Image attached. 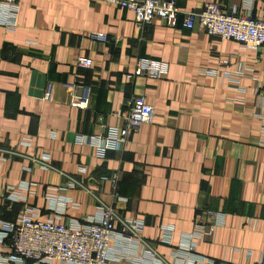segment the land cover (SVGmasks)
Masks as SVG:
<instances>
[{
	"label": "crops",
	"instance_id": "1",
	"mask_svg": "<svg viewBox=\"0 0 264 264\" xmlns=\"http://www.w3.org/2000/svg\"><path fill=\"white\" fill-rule=\"evenodd\" d=\"M251 1L252 16L264 19V0ZM242 2L176 5L199 12L204 4L228 10ZM17 6L14 29L0 28V219L15 218L25 206L41 220L52 218L45 194L73 180L76 187L58 195L76 207L65 205L60 223L109 205L142 220V240L171 263L181 236L209 210L221 216V226L197 241L192 255L211 264H264V48L242 50L196 27L167 28L159 19L138 31L131 12L100 2L17 0ZM78 58L90 59L91 67L76 68ZM138 59L166 64V75L126 80ZM73 96L84 98L86 108L70 107ZM135 97L152 107L151 120L119 150L100 159L75 142L120 127ZM23 139L28 147L20 145ZM41 156L49 169L39 168ZM10 193L20 199L8 200ZM126 247L111 245L118 264H134Z\"/></svg>",
	"mask_w": 264,
	"mask_h": 264
},
{
	"label": "built area",
	"instance_id": "2",
	"mask_svg": "<svg viewBox=\"0 0 264 264\" xmlns=\"http://www.w3.org/2000/svg\"><path fill=\"white\" fill-rule=\"evenodd\" d=\"M100 2L111 7L124 9L132 13L133 26L141 31L152 20L159 19L164 26L174 29L178 26L186 30L198 28L208 36L219 40H230L240 45L242 50L264 48V19L254 18L251 14L252 1L243 0L241 6H231L228 10L216 4H204L199 12H181L176 0H88ZM18 12L17 0H0V28L13 30ZM97 39L105 42L102 35ZM225 65V60H219ZM91 60L78 58L75 66L78 69H89ZM167 66L162 62L149 59H138L126 80L144 77L157 80L166 75ZM204 74L216 76V70H205ZM227 77V76H225ZM237 78V76H234ZM72 88V87H71ZM74 90V88H72ZM49 85L43 94V100L49 99ZM72 108L85 109L84 98L72 97L69 101ZM127 113L120 127H108L104 135L76 136L79 145L93 148L95 156L102 159L106 151H117L125 143L129 134L135 132L142 124L151 120L152 107L143 97H135L127 102ZM259 110L264 115V98L260 100ZM259 134L264 138V119L259 116ZM20 145L28 147L29 140L23 139ZM264 147V143H259ZM47 156L38 161L40 169L47 170ZM83 172L82 169L79 170ZM116 175L110 176L115 184ZM76 184L68 180L55 188H49L44 199L47 211L52 218L41 220L37 210L23 207L11 220L0 219V264H118L121 257L111 251L112 244L124 242L127 249L133 252L130 260L134 264H211L210 261L192 255L196 242L211 238L215 229L221 226V216L209 210H203L195 220L190 233L181 236L177 252L171 263L159 256L151 245L140 237L144 223L137 218L120 216L111 206L99 203L92 216L79 220H68L60 223L65 205L72 208L76 204L58 193L73 190ZM25 189V186L22 187ZM27 189V187H26ZM115 197V195H114ZM8 200L20 199L10 193ZM124 201V200H120ZM165 229L162 243H168Z\"/></svg>",
	"mask_w": 264,
	"mask_h": 264
},
{
	"label": "water",
	"instance_id": "3",
	"mask_svg": "<svg viewBox=\"0 0 264 264\" xmlns=\"http://www.w3.org/2000/svg\"><path fill=\"white\" fill-rule=\"evenodd\" d=\"M181 23V17L178 18V25L180 26Z\"/></svg>",
	"mask_w": 264,
	"mask_h": 264
},
{
	"label": "trees",
	"instance_id": "4",
	"mask_svg": "<svg viewBox=\"0 0 264 264\" xmlns=\"http://www.w3.org/2000/svg\"><path fill=\"white\" fill-rule=\"evenodd\" d=\"M4 219V218H3ZM5 220H9V219H5ZM11 220V219H10Z\"/></svg>",
	"mask_w": 264,
	"mask_h": 264
}]
</instances>
